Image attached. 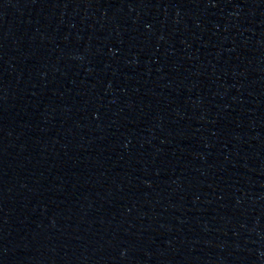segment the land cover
I'll list each match as a JSON object with an SVG mask.
<instances>
[{
    "label": "water",
    "instance_id": "obj_1",
    "mask_svg": "<svg viewBox=\"0 0 264 264\" xmlns=\"http://www.w3.org/2000/svg\"><path fill=\"white\" fill-rule=\"evenodd\" d=\"M0 264H264V0H0Z\"/></svg>",
    "mask_w": 264,
    "mask_h": 264
}]
</instances>
